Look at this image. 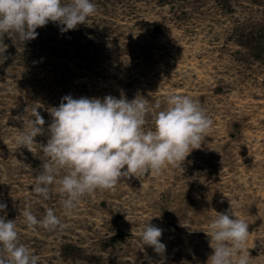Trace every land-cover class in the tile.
Segmentation results:
<instances>
[{
	"label": "rangeland",
	"instance_id": "obj_1",
	"mask_svg": "<svg viewBox=\"0 0 264 264\" xmlns=\"http://www.w3.org/2000/svg\"><path fill=\"white\" fill-rule=\"evenodd\" d=\"M92 2L95 13L74 30L49 22L31 41L3 37L0 202L7 207L0 215L16 221L19 243L38 264H158L161 256L141 246L147 219L163 229L164 264H206L213 250L204 231L231 211L249 224L250 264H264V0ZM121 93L146 101L145 130L167 94L195 99L212 121L206 138L181 165L121 177L65 215L55 184L48 199L34 192L49 109L65 95ZM36 107L45 131L30 150L16 149ZM26 208L37 219L52 208L61 223L29 228Z\"/></svg>",
	"mask_w": 264,
	"mask_h": 264
},
{
	"label": "clouds",
	"instance_id": "obj_2",
	"mask_svg": "<svg viewBox=\"0 0 264 264\" xmlns=\"http://www.w3.org/2000/svg\"><path fill=\"white\" fill-rule=\"evenodd\" d=\"M96 11L92 0H0V45L5 34H15L21 43L38 36L36 29L55 22L62 33L85 24ZM6 47L0 46V63ZM155 105L153 127L145 130L148 105L144 99L128 100L107 95L101 98L71 95L62 97L49 109L47 143L41 145L46 157L36 177L34 192L44 199L55 184L65 215H70L81 198L97 190L112 189L121 177L159 173L168 166L181 165L195 149H200L212 121L198 101L175 93ZM45 119L30 113L26 131L14 138L16 149H31L38 134H43ZM7 205L0 202V212ZM217 213V212H216ZM29 228L55 230L61 223L55 210H46L37 219L30 208L23 212ZM140 232L141 246H151L164 264L166 245L160 238L163 229L148 223ZM210 237L212 253L206 264H250L246 247L249 224L230 212L217 213L204 231ZM0 264H38V257L19 243L15 220L0 215Z\"/></svg>",
	"mask_w": 264,
	"mask_h": 264
}]
</instances>
